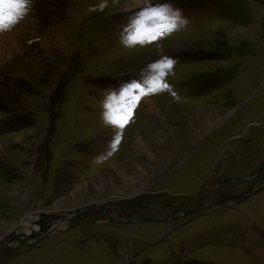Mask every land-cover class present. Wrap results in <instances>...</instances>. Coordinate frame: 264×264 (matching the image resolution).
I'll return each mask as SVG.
<instances>
[{
  "label": "rangeland",
  "instance_id": "374dc122",
  "mask_svg": "<svg viewBox=\"0 0 264 264\" xmlns=\"http://www.w3.org/2000/svg\"><path fill=\"white\" fill-rule=\"evenodd\" d=\"M154 2L30 0L0 31V238L92 203L120 221L160 220L116 223L99 208L48 220L62 230L2 248L0 264H264V169L252 178L264 165V104L250 113L256 93L264 101V0H162L185 23L128 46L132 14ZM162 55L176 61L170 90L142 97L114 143L106 96L150 79L144 69ZM228 177L249 180L182 213ZM46 248L68 260H36Z\"/></svg>",
  "mask_w": 264,
  "mask_h": 264
},
{
  "label": "snow or ice",
  "instance_id": "6c2138e0",
  "mask_svg": "<svg viewBox=\"0 0 264 264\" xmlns=\"http://www.w3.org/2000/svg\"><path fill=\"white\" fill-rule=\"evenodd\" d=\"M29 3L30 0H0V31L18 23L28 10ZM149 21L154 23L149 24ZM184 23L181 13L171 4L156 0L154 3H146L132 14L129 27L125 29L126 35L122 39L130 47L137 43H153ZM175 63L170 55L155 57L144 69L145 73H150V79H145L142 73L141 78L122 84L118 93L110 92L106 96L104 118L106 123L117 129L114 143L119 142V130L131 120L134 108L142 97L157 91L170 90L171 86L164 83V78L171 72Z\"/></svg>",
  "mask_w": 264,
  "mask_h": 264
},
{
  "label": "water",
  "instance_id": "95a60500",
  "mask_svg": "<svg viewBox=\"0 0 264 264\" xmlns=\"http://www.w3.org/2000/svg\"><path fill=\"white\" fill-rule=\"evenodd\" d=\"M263 169H264V165L258 171V174L256 173L257 176L255 178L259 177V175L262 173ZM231 180L248 181L249 179L248 178H244V177H228V178L223 179L222 181H220L218 183L216 191H215L214 196L212 198V201H210V203L203 204V205L198 206L196 208H193L191 210H182V213L183 214H187V215L188 214H194V213L200 212V211L208 208L212 203L215 202V200L217 198V195H218L219 188L222 187L224 184H226L227 182H229ZM97 207H98L97 203H92L89 206H83V207L78 208L75 211V214L73 215V217L71 218L69 224H71L75 220V218L81 216L80 212L82 210H85L86 208H88V209L90 208V209L94 210ZM99 209L104 210L108 214L110 219H112L114 221H117V219H115L112 216H110L109 210L104 205H101V207ZM175 214H176V212L171 213L169 216H167L164 219V221H167V220L175 217ZM64 215L65 214H44V215H42L41 218L36 219L32 223V226L29 228V230H30L29 233H28V231L27 232L25 231V232L17 233L16 230H12L8 234H6V235H4L3 237L0 238V250L2 248L12 246L11 243H13L15 241L20 242L17 245H24V246H32V245L40 242L43 238H45L46 236L52 234V232L57 230V228H58V226L56 225L52 229L49 224L48 225H44V223L46 221H48V220H54V221L63 220L65 218ZM136 220L138 222L160 221L158 219H151V218H148V217H145V216H138L136 218ZM129 222L131 223V222H133V220L124 221V223H129ZM34 225L38 226V230H37V228H34Z\"/></svg>",
  "mask_w": 264,
  "mask_h": 264
},
{
  "label": "crops",
  "instance_id": "0c3cea01",
  "mask_svg": "<svg viewBox=\"0 0 264 264\" xmlns=\"http://www.w3.org/2000/svg\"><path fill=\"white\" fill-rule=\"evenodd\" d=\"M205 70H212V68H206ZM58 89H59V86H58ZM261 93V92H260ZM260 93H256L252 99L250 100V105L251 106V109H250V113H251V116L253 117V115L255 114V111L259 112V111H262L263 112V109L260 108V104H264L262 101L261 103L258 101V95ZM263 93V92H262ZM262 99L261 100H264V93L262 94ZM256 105V106H254ZM254 106V107H253ZM245 113H247L245 111ZM260 114V113H259ZM258 114V115H259ZM255 121V119H254ZM46 149L50 150L49 147H46L45 148V152H46ZM256 175H253L252 178H254ZM55 234V233H54ZM64 247H66L68 250H71L72 248V245L68 244V245H64ZM52 251V252H50ZM67 254H64L62 249L60 248L58 250V252H56L55 250H51V248H46V249H43L37 256L36 260H68L67 258ZM71 259H72V256H71ZM19 260V259H18ZM28 260H30V256L28 257ZM32 260H35L34 258ZM73 260V259H72Z\"/></svg>",
  "mask_w": 264,
  "mask_h": 264
},
{
  "label": "bare ground",
  "instance_id": "6f19581e",
  "mask_svg": "<svg viewBox=\"0 0 264 264\" xmlns=\"http://www.w3.org/2000/svg\"><path fill=\"white\" fill-rule=\"evenodd\" d=\"M18 22H20V21H18ZM149 105V104H148ZM178 105V104H177ZM211 112V111H210ZM182 113V112H181ZM208 119V118H207ZM199 123V122H198ZM137 136V135H136ZM139 136V135H138ZM133 144V146H134V148H137L138 150H142V149H145L144 148V146L142 145L143 143L141 142V141H139V140H137V141H135V142H133L132 143ZM141 148V149H140ZM121 174V176H122V179L123 180H125L126 179V177L124 176L125 174H124V172H121L120 173ZM258 174V173H257ZM257 174H256V176H257ZM255 176V177H256ZM232 181V180H231ZM125 182V181H124ZM133 184V183H132ZM114 190H117L118 188L114 185ZM119 191H120V189H119ZM98 204V207L97 208H100L101 207V205L102 204H99V203H97ZM87 206H89V205H87ZM100 206V207H99ZM80 207H83V206H80ZM80 207H78V208H80ZM106 207V206H105ZM97 208H95V209H97ZM87 210H92V209H88V208H86L85 210H82L81 212H80V214H82V212H84V211H87ZM49 214V213H48ZM75 214V213H74ZM74 214H72V215H70L69 217H66V218H64L63 220H59L60 221V223H66V222H68V223H70V220H71V218L73 217V215ZM110 216H112V214H110ZM109 217V216H108ZM113 218H115L116 219V217H114V216H112ZM40 218V217H39ZM110 218V217H109ZM137 218V217H136ZM136 218L134 217V219H132L133 220V222H131V223H134V222H138L137 220H136ZM34 222V220L33 221H28L27 222V225L25 226L26 228H24L25 230H26V232L28 231V233L30 232V230H29V228L32 226V223ZM116 223L117 222H119V223H124V221H120V220H118V218H117V221H115ZM130 223V222H129ZM56 226V225H55ZM57 226H58V228H57V230H55V231H53L52 233H55V232H58V231H61L62 229L59 227V224H57ZM51 227V226H50ZM34 228H37V230H38V226H35L34 225ZM52 229H53V227H51ZM18 243H20V242H18V241H15V242H13V243H11V245L12 246H15V245H17Z\"/></svg>",
  "mask_w": 264,
  "mask_h": 264
}]
</instances>
